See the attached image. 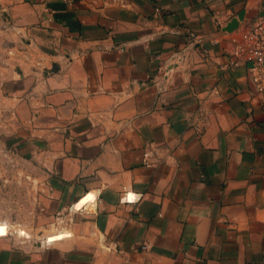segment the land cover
Instances as JSON below:
<instances>
[{
  "label": "crops",
  "instance_id": "0c3cea01",
  "mask_svg": "<svg viewBox=\"0 0 264 264\" xmlns=\"http://www.w3.org/2000/svg\"><path fill=\"white\" fill-rule=\"evenodd\" d=\"M13 8L56 37L4 89L68 222L31 251L0 238V264H264V93L234 57L264 0Z\"/></svg>",
  "mask_w": 264,
  "mask_h": 264
},
{
  "label": "rangeland",
  "instance_id": "374dc122",
  "mask_svg": "<svg viewBox=\"0 0 264 264\" xmlns=\"http://www.w3.org/2000/svg\"><path fill=\"white\" fill-rule=\"evenodd\" d=\"M16 1L0 0V238L9 247L31 251L66 232L68 220L50 196L47 169L14 145L20 119L4 87L10 79L46 70L57 49L52 32L24 27L13 15Z\"/></svg>",
  "mask_w": 264,
  "mask_h": 264
},
{
  "label": "built area",
  "instance_id": "2783aa9c",
  "mask_svg": "<svg viewBox=\"0 0 264 264\" xmlns=\"http://www.w3.org/2000/svg\"><path fill=\"white\" fill-rule=\"evenodd\" d=\"M236 63L245 61L251 65L250 73L258 93H264V9L257 20L244 30L241 44L236 49ZM131 200V199H130Z\"/></svg>",
  "mask_w": 264,
  "mask_h": 264
},
{
  "label": "bare ground",
  "instance_id": "6f19581e",
  "mask_svg": "<svg viewBox=\"0 0 264 264\" xmlns=\"http://www.w3.org/2000/svg\"><path fill=\"white\" fill-rule=\"evenodd\" d=\"M63 234V233H62ZM59 235V234H58ZM2 236V234L0 233V237ZM49 238V241H50V243L51 242H53V241H56V240H58L59 238H60V236H52L51 235V237H48ZM62 238V237H61ZM54 243V242H53Z\"/></svg>",
  "mask_w": 264,
  "mask_h": 264
},
{
  "label": "water",
  "instance_id": "95a60500",
  "mask_svg": "<svg viewBox=\"0 0 264 264\" xmlns=\"http://www.w3.org/2000/svg\"><path fill=\"white\" fill-rule=\"evenodd\" d=\"M235 24V23H234ZM236 26H237V23L235 24V25H232L231 27H230V30H232V28H236Z\"/></svg>",
  "mask_w": 264,
  "mask_h": 264
}]
</instances>
